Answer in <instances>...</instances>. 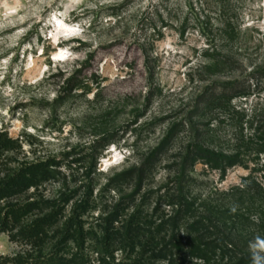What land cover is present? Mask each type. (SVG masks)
I'll list each match as a JSON object with an SVG mask.
<instances>
[{
    "label": "rangeland",
    "instance_id": "1",
    "mask_svg": "<svg viewBox=\"0 0 264 264\" xmlns=\"http://www.w3.org/2000/svg\"><path fill=\"white\" fill-rule=\"evenodd\" d=\"M235 82L250 96L212 105L209 97ZM1 133L21 146L11 159L51 165L54 178L17 200L46 204L25 224L61 207L48 252L91 181L98 210L83 219L101 235L99 211L112 212L135 190L102 191L108 179L158 149L140 199L149 215L156 205L159 215L169 212L166 187L180 155L198 142L239 164L226 177L196 164L185 184L196 208L211 209L239 249L264 255V200L233 197L238 188H264V0H0ZM107 136L115 144L96 160L95 144ZM17 232L0 231V260L39 251L37 242L14 239ZM87 247L96 261V241Z\"/></svg>",
    "mask_w": 264,
    "mask_h": 264
},
{
    "label": "trees",
    "instance_id": "2",
    "mask_svg": "<svg viewBox=\"0 0 264 264\" xmlns=\"http://www.w3.org/2000/svg\"><path fill=\"white\" fill-rule=\"evenodd\" d=\"M213 49L210 45V50ZM224 59L229 65H236L230 56ZM238 85L236 82L227 84L220 93L211 95L209 99L214 101L212 105L250 96L249 91ZM204 104L207 105L206 102ZM114 144V139L109 136L98 141L95 144L96 160ZM168 144L166 140L165 145ZM20 149L19 142L8 133L0 134V231L18 230L13 238L37 242L39 251L33 255L1 259L0 264H186L190 259L211 264L217 256L224 264H253L254 255L233 244L231 236L222 230L224 225L213 219L211 209L206 208L204 213H199L191 199L190 189L185 185L187 180H192L191 171L199 162L226 177V173L239 164L236 156L216 153L198 142L189 144L180 155L181 163L177 165L176 178L166 187L164 205L169 212L163 211L159 215L161 206L156 205L149 215L144 209L146 199H140V195L159 164L158 156L162 149H158L138 168L108 179L102 191L116 190L122 185L135 190L128 197L122 198L112 212L99 211L98 228L101 235L86 230V221L83 219L90 212L98 210L91 181L85 198L76 203L71 217L58 232L59 241L48 252L43 247L49 231L57 226L62 216L61 207L54 208L51 214L42 219L25 224L26 219L35 211H41L46 204L43 201L32 202L31 199H26V202L17 200L31 190L37 192L54 178L53 171L48 162L29 161L20 164L17 159H11L10 156L14 157ZM15 163L17 167L12 168L11 165ZM93 171H97L96 163L92 164L88 175ZM239 196H254L264 200V188H238L233 197ZM73 198L72 195L66 196L65 204H69ZM139 200H142L140 204ZM90 239H94L97 244L96 261H92L86 254ZM118 253H121L124 260L116 259ZM255 256L262 258L260 264H264V255Z\"/></svg>",
    "mask_w": 264,
    "mask_h": 264
},
{
    "label": "clouds",
    "instance_id": "3",
    "mask_svg": "<svg viewBox=\"0 0 264 264\" xmlns=\"http://www.w3.org/2000/svg\"><path fill=\"white\" fill-rule=\"evenodd\" d=\"M231 211H232V212H235V211H236L235 207H233V208L231 209ZM257 242L259 243V239H258ZM252 247L255 248L256 245H252ZM261 247H264V244H261ZM260 259H262V258H259V257H257V256L254 255V256H253V264H260Z\"/></svg>",
    "mask_w": 264,
    "mask_h": 264
}]
</instances>
